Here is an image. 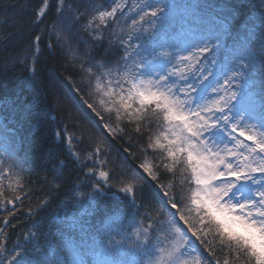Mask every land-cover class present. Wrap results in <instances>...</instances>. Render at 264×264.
I'll return each instance as SVG.
<instances>
[{"label": "snow or ice", "instance_id": "obj_1", "mask_svg": "<svg viewBox=\"0 0 264 264\" xmlns=\"http://www.w3.org/2000/svg\"><path fill=\"white\" fill-rule=\"evenodd\" d=\"M48 6L49 0H43L37 12L38 20L45 15ZM126 7L117 3L109 11H96L83 25L84 31L94 34V41H102L101 30L115 23L117 12L123 15ZM169 7L171 5L162 0L129 7L128 11L137 17H129V31L125 33L120 28L119 35L116 31L112 33L123 55L113 63L108 56L114 53L106 50L100 53L102 59L94 64L95 72L92 67L86 69L93 77L97 105L103 111L115 114L116 128L109 124L104 128L113 134L122 132L119 122L127 120L135 123V131L140 133L142 123L147 125L155 120L158 131L149 136L146 150L162 152L161 163L177 177V184L170 186L179 191L167 202L188 228L184 229L177 222L176 213H172L169 228L153 240L149 231L151 216L148 215V227H143L141 221V226L131 233L134 243L129 248L134 250L133 261L142 256L143 259L136 264H202L199 256L187 254L186 231H191L201 243L210 236L216 239L222 249L233 254L234 264H264V81L256 78V62L264 57V18L259 24L253 21L246 25L244 32L234 34L230 30L233 10L229 9L212 16L190 32H180L179 36L183 38H173L175 34H170L157 23L164 20ZM56 12L57 20L51 31L61 43L63 33H71L86 13H69L65 0H58ZM57 26L60 32L56 31ZM226 38L231 40V45L225 42ZM39 41L37 35L34 38L37 47L25 52L19 61H12L21 64L31 61L28 70L33 75L23 86L30 90L29 98L21 100L16 97L9 106L11 98L0 97L3 106L0 114L15 111L21 104L22 110L30 113L44 104L43 81L36 69ZM254 42L259 43L258 50L252 48ZM52 86L55 87L54 81ZM62 102L63 97L57 94L54 103L59 105ZM88 107L96 111L92 104ZM0 127L5 131L6 140L14 142L19 130L9 115H2ZM9 132L13 133L10 137ZM55 136L61 138L62 132L57 130ZM64 139L69 145V155L78 162L80 155L71 148L74 137L66 135ZM104 151L97 142L86 157L88 162H93L95 156V163L100 165L99 169L88 168L85 173L86 176L99 177L88 196L96 200L108 195L107 189L115 187L112 196L122 193L135 204L137 188L142 185L137 184L136 176L121 180L117 185L110 184L107 160L99 159ZM13 156L15 152L8 153V158ZM4 165L5 160L0 159V204L14 205L21 196L13 195L8 199L5 190L13 194L23 192V177L17 170L18 164ZM65 166L64 160L52 166L53 180L63 176ZM139 168L147 178L157 179L155 166L147 159ZM186 185L191 187L185 190ZM168 195V192L163 193L164 197ZM177 195L178 202H173ZM44 204H47L46 200L41 202ZM180 204L189 214L195 215L198 228H193ZM29 235L35 237L36 233ZM125 242L101 245L103 259L97 264H133L124 259L128 250L121 248L120 244ZM65 248L71 253L67 257L64 256ZM5 252L4 243H0V253ZM38 252L41 258L36 259L35 253ZM89 252L95 255V247H89L83 241L50 245L45 252L34 244L32 255L27 248L17 245L7 253L5 264H86L85 256ZM223 264H230L227 257Z\"/></svg>", "mask_w": 264, "mask_h": 264}, {"label": "trees", "instance_id": "obj_2", "mask_svg": "<svg viewBox=\"0 0 264 264\" xmlns=\"http://www.w3.org/2000/svg\"><path fill=\"white\" fill-rule=\"evenodd\" d=\"M175 1L184 8L186 23L193 28L229 9L233 10L230 30L234 34L244 32L246 25L253 21L259 24L264 18V0ZM57 3L58 0H49L45 15L38 20L37 12L43 0H0V97H10L9 106L16 97L21 100L29 98L30 90H25L23 86L26 79L33 75L28 70L31 61L26 64L12 61H19L25 52L37 47L34 43L37 35L40 36V55L36 69L44 87L42 106H37L29 113L22 110L21 104L19 109L3 113L10 116L19 132L13 142L11 139L6 140L5 131L0 127V159L5 160L4 167L9 163L19 165L17 170L23 177L24 190L15 194L5 190L8 199H12L13 195H20L21 199L14 205L0 204V243H4L6 249L5 253H0V264H5L7 253L17 245L27 248L29 255H32L34 244L45 252L50 245L79 244L81 241L89 247H95V255L89 252L85 256L86 264H97L101 259V245L120 241H126L120 244L121 248L128 250L124 259L136 264L143 257L137 256L136 261H133L134 250L129 248L134 243L130 238L131 233L141 226V221L143 227H148V215L151 216L152 227L149 231L153 240L169 228L168 220L176 210L171 209L167 201L179 191L177 187L170 186L177 184V177L164 168L161 163L162 152L146 150L149 136L158 131L155 120L147 125L142 123L140 133L135 131L136 124L128 123L127 120L119 122L122 132L113 134L104 128L105 124L116 128L115 114L107 113L97 105V96L92 87L93 77L89 76L86 69L92 67L95 72L94 64L102 59L100 53L106 50L114 53L108 56L109 60L113 63L119 60L123 51L112 36L114 31L119 35V31L115 23H110L101 30L103 40L94 41V34L84 31L83 25L96 11H109L115 7L116 0H65L69 13L86 15L74 25L71 33H63L61 43L51 31L53 22L57 20ZM56 31H61L59 26ZM225 42L228 45L232 43L227 38ZM252 48L258 50L259 43L254 42ZM256 71L257 80L264 81V57L258 58ZM57 94L63 97L59 105L54 103ZM89 104L96 111L89 108ZM41 112L44 115H40ZM3 114H0V123ZM57 130L62 132L61 138L55 136ZM7 135L10 137L13 133ZM66 135L74 137L71 148L79 153L78 162L69 155V145L64 139ZM97 142L105 150L99 159L107 160L110 184L117 185L121 180L136 176L137 184L142 185L137 188L135 204L122 193L117 192L116 196H112L115 187L107 189L109 194L99 199L92 200L88 196L93 191L92 184L99 177L86 176L85 173L88 168L99 169L100 165L95 163V156L93 162H88L86 157ZM10 152H15V156L8 158ZM145 159L155 166L156 180L147 178L139 168ZM61 160L66 161L64 174L59 180H53L51 168ZM188 187L191 186L186 185L185 190ZM164 192L169 195L164 197ZM45 200L47 204L41 205ZM178 200L177 195L173 202ZM179 207L189 217L193 228H198L195 215L189 214L183 204ZM29 209H32L31 213ZM176 220L184 229L188 228L179 220V213H176ZM32 232L36 233L35 237L29 235ZM186 235L187 245L195 250L202 264H216V261L223 264L226 257L230 264H234L233 254L222 249L216 239L210 236L205 243H201V240L192 236L191 231H186ZM73 250L83 251L81 248ZM70 254L65 248L64 256ZM35 258H41V253H35Z\"/></svg>", "mask_w": 264, "mask_h": 264}, {"label": "rangeland", "instance_id": "obj_3", "mask_svg": "<svg viewBox=\"0 0 264 264\" xmlns=\"http://www.w3.org/2000/svg\"><path fill=\"white\" fill-rule=\"evenodd\" d=\"M149 2H154V0H116V4L121 3L128 6L124 9L123 15L120 12H117V18L115 21L116 29L119 31L120 28H123L125 33L128 32V25L131 23V19L129 17H131L132 19L137 18L134 12L128 11V8H134L138 4ZM162 2L164 4L171 5V7L166 9L164 13V20L158 21L157 23L159 25H162L170 34H175L173 38H183L179 36L180 32H190L192 29H194L193 27H189L187 25V14L184 11V8L179 3H177L175 0H162ZM186 247L187 254L189 256L195 257V250L188 245ZM101 259H103V256L101 257Z\"/></svg>", "mask_w": 264, "mask_h": 264}]
</instances>
